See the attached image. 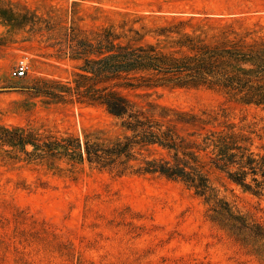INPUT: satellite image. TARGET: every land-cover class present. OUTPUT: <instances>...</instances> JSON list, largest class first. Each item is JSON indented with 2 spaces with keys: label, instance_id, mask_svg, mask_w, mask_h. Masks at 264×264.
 I'll use <instances>...</instances> for the list:
<instances>
[{
  "label": "rangeland",
  "instance_id": "obj_1",
  "mask_svg": "<svg viewBox=\"0 0 264 264\" xmlns=\"http://www.w3.org/2000/svg\"><path fill=\"white\" fill-rule=\"evenodd\" d=\"M119 46L146 48L164 66L216 53L264 87V71L254 73L264 63V0H0V134L25 137L0 138V264H264L258 245L214 211L227 203L264 228V190L213 161L226 146L260 160L264 102L208 84L117 86L125 79L100 67ZM21 59L29 69L13 77ZM141 75L159 76L127 78ZM104 86L175 129L209 179L207 194L148 170L176 162L158 144L107 167L64 154L87 138L124 136L120 119L83 94Z\"/></svg>",
  "mask_w": 264,
  "mask_h": 264
},
{
  "label": "trees",
  "instance_id": "obj_2",
  "mask_svg": "<svg viewBox=\"0 0 264 264\" xmlns=\"http://www.w3.org/2000/svg\"><path fill=\"white\" fill-rule=\"evenodd\" d=\"M121 47V46H119ZM231 58H237L234 54ZM222 57L216 53L209 56L190 58L185 61L177 62L173 65L164 66L155 57L150 55L146 48L138 47L134 49L120 48L117 54L102 60L100 70H112L119 78L117 86H157L172 84L174 86L189 87L198 85L221 86L229 90L244 92L247 102H264V87H255L249 71H238L223 67ZM232 63L228 62L231 66ZM135 70H154L159 76H135L137 82L132 78H127V74ZM264 71V63L260 70ZM123 73H127L122 75ZM108 87L101 89H86L83 94L90 99L101 103L107 112L120 119L121 125L125 130L122 138L110 142L97 141L87 138L84 146L79 149L67 146L64 154L70 159H86L90 164H97L103 167L124 164L126 160L134 156L135 150L139 146L158 144L174 151L175 163L166 161L158 167L148 170H159L169 176L181 178L196 189L200 195L207 194L210 190L208 177L197 167V157L183 146L179 134L175 129L162 120L156 119L145 114L131 99L121 94L120 90L107 91ZM80 93V92H79ZM237 93V92H236ZM82 94V95H83ZM4 140L18 142L25 141L22 133L17 131H6L0 134ZM71 144V143H69ZM48 150L54 154L53 144H47ZM80 146V145H79ZM216 166L220 168H233L229 171V177L236 183L246 188H251L247 181L248 175L252 174L257 191L264 190V155L257 160L252 155L244 159V155L239 158L235 153H229V147L221 149V153L214 160ZM193 162V163H191ZM215 218L220 220L240 239L258 245L257 251L264 252V228L259 223L250 221L246 216L236 214L227 203H220L214 208Z\"/></svg>",
  "mask_w": 264,
  "mask_h": 264
},
{
  "label": "built area",
  "instance_id": "obj_3",
  "mask_svg": "<svg viewBox=\"0 0 264 264\" xmlns=\"http://www.w3.org/2000/svg\"><path fill=\"white\" fill-rule=\"evenodd\" d=\"M29 69V63L27 59H21L17 66L13 69L12 71V76L13 77H23Z\"/></svg>",
  "mask_w": 264,
  "mask_h": 264
}]
</instances>
